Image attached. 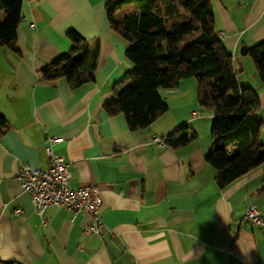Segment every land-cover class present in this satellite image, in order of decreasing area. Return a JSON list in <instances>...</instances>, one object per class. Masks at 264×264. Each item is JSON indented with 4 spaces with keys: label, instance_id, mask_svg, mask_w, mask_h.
Listing matches in <instances>:
<instances>
[{
    "label": "crops",
    "instance_id": "1",
    "mask_svg": "<svg viewBox=\"0 0 264 264\" xmlns=\"http://www.w3.org/2000/svg\"><path fill=\"white\" fill-rule=\"evenodd\" d=\"M107 1L23 0L18 52L0 46L7 122L0 138V263L264 264V224L245 217L254 204L264 222V168L218 187L205 162L212 113L200 108L194 78L158 90L167 111L147 129L132 132L122 114L103 110L114 85L133 70L128 42L107 20ZM211 4L238 85L259 96L264 145V84L241 52L264 42V0ZM70 30L97 49L94 79L81 86L42 81L40 70L71 50ZM184 125L194 140L178 147L162 141ZM49 138L58 139L52 151L68 164L71 184L98 188V233L85 232L93 217L84 212L51 207L39 216L22 190L19 168H47Z\"/></svg>",
    "mask_w": 264,
    "mask_h": 264
},
{
    "label": "trees",
    "instance_id": "2",
    "mask_svg": "<svg viewBox=\"0 0 264 264\" xmlns=\"http://www.w3.org/2000/svg\"><path fill=\"white\" fill-rule=\"evenodd\" d=\"M22 5L23 0H0V46L16 53ZM129 5L131 10L121 12ZM105 13L112 30L128 42L126 57L133 63V70L114 85L113 99L103 104L109 117L122 114L132 132L147 129L167 111L158 90L194 78L200 108L212 113V149L205 162L215 169L218 187L264 168L260 99L251 88L238 85L232 55L215 31L211 0H108ZM66 36L71 50L44 66L40 79L64 78L81 86L94 79L97 49L89 50L88 42L74 30ZM247 54L264 84V42ZM6 123L0 113V138ZM189 130L181 126L162 141L173 147L185 145L196 138ZM259 191H264V179Z\"/></svg>",
    "mask_w": 264,
    "mask_h": 264
},
{
    "label": "built area",
    "instance_id": "3",
    "mask_svg": "<svg viewBox=\"0 0 264 264\" xmlns=\"http://www.w3.org/2000/svg\"><path fill=\"white\" fill-rule=\"evenodd\" d=\"M155 141L160 142L155 139ZM56 138H49L45 147L49 159L48 167L39 169L23 164L18 170L17 177L21 188L28 193L35 207V211L42 216L46 209L64 207L74 213H87L93 217V224L85 229L86 233H98L101 218L98 216L101 200L99 190L95 186H73L71 172L63 157L52 151ZM15 213H20L17 209ZM245 217L252 223L263 225L256 205L251 204Z\"/></svg>",
    "mask_w": 264,
    "mask_h": 264
},
{
    "label": "water",
    "instance_id": "4",
    "mask_svg": "<svg viewBox=\"0 0 264 264\" xmlns=\"http://www.w3.org/2000/svg\"><path fill=\"white\" fill-rule=\"evenodd\" d=\"M243 54H245L247 51H246V49H242V51H241Z\"/></svg>",
    "mask_w": 264,
    "mask_h": 264
},
{
    "label": "rangeland",
    "instance_id": "5",
    "mask_svg": "<svg viewBox=\"0 0 264 264\" xmlns=\"http://www.w3.org/2000/svg\"><path fill=\"white\" fill-rule=\"evenodd\" d=\"M246 56V55H245ZM248 57V59L251 61V58L249 57V56H247ZM251 64H252V66H253V63H252V61H251Z\"/></svg>",
    "mask_w": 264,
    "mask_h": 264
}]
</instances>
